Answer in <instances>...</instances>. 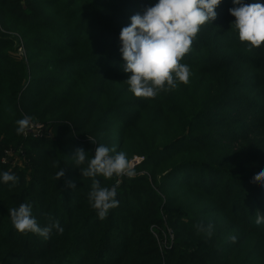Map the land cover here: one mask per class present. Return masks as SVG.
<instances>
[{
	"label": "trees",
	"instance_id": "16d2710c",
	"mask_svg": "<svg viewBox=\"0 0 264 264\" xmlns=\"http://www.w3.org/2000/svg\"><path fill=\"white\" fill-rule=\"evenodd\" d=\"M155 3L0 0V172L19 177L0 183V264H264V187L253 179L264 168V45L239 41L222 0L179 61L188 82L137 98L119 34ZM25 116L49 134H17ZM98 144L143 159L133 177H96L119 201L103 220L88 202L92 178L70 160ZM24 202L63 233L15 230L8 209Z\"/></svg>",
	"mask_w": 264,
	"mask_h": 264
},
{
	"label": "clouds",
	"instance_id": "9594fccd",
	"mask_svg": "<svg viewBox=\"0 0 264 264\" xmlns=\"http://www.w3.org/2000/svg\"><path fill=\"white\" fill-rule=\"evenodd\" d=\"M222 0H156L143 14H135L130 24L119 34L120 54L125 62L123 72L128 74V91L137 98H154L160 92L175 89L178 83L186 84L191 75L190 67L180 63L181 58L190 50L193 39L200 27L216 19L217 6ZM229 14L234 17L231 24L238 32V39L250 47L264 45V0L249 4L245 0H232ZM31 117L16 121L17 134L25 133L30 127ZM91 141V140H90ZM92 142V141H91ZM93 143V142H92ZM115 153V154H112ZM80 175L92 178L88 202L101 220L107 217L109 210L118 206L115 187H104L96 179L98 176L110 178L113 175L133 177L134 170L129 164L126 153L117 152L104 144L95 147L94 156H89L82 148L75 150L70 158ZM54 179L65 176V167L55 165ZM253 179L264 187V168L254 172ZM19 177L8 171L0 172V183L15 187ZM68 186L75 188L69 182ZM255 223H264V213L257 211ZM11 223L20 233H33L47 240L53 229L63 233L60 222L53 221L41 227L32 214V205L28 202L8 209ZM199 231L211 235L212 226L198 225ZM231 239L235 241L236 237Z\"/></svg>",
	"mask_w": 264,
	"mask_h": 264
},
{
	"label": "rangeland",
	"instance_id": "374dc122",
	"mask_svg": "<svg viewBox=\"0 0 264 264\" xmlns=\"http://www.w3.org/2000/svg\"><path fill=\"white\" fill-rule=\"evenodd\" d=\"M12 35H18V34H12ZM18 45V47H17V54L18 55H20V56H22L23 57V55H24V50H23V47L21 48L20 47V44H17ZM29 132L30 133H48L49 134V132H48V130L47 129H45V128H43V126H37V125H32L30 128H29ZM142 158H135L131 163H130V166H131V168L133 169L138 163H140V162H137V160H141ZM16 160L17 161H19L20 163H21V165H22V158H21V155L20 154H17L16 155ZM134 162H136V163H134ZM119 184H120V182H118V184H117V186H119Z\"/></svg>",
	"mask_w": 264,
	"mask_h": 264
},
{
	"label": "built area",
	"instance_id": "2783aa9c",
	"mask_svg": "<svg viewBox=\"0 0 264 264\" xmlns=\"http://www.w3.org/2000/svg\"><path fill=\"white\" fill-rule=\"evenodd\" d=\"M35 136L36 137H41L42 136V133H35ZM141 161H143V159H141V160H137V162H141ZM134 163H136V162H134Z\"/></svg>",
	"mask_w": 264,
	"mask_h": 264
}]
</instances>
